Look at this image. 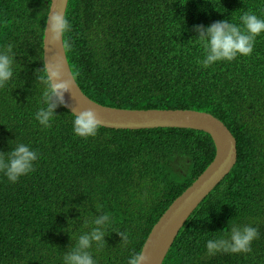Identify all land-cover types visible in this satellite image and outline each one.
Here are the masks:
<instances>
[{"label": "trees", "instance_id": "trees-1", "mask_svg": "<svg viewBox=\"0 0 264 264\" xmlns=\"http://www.w3.org/2000/svg\"><path fill=\"white\" fill-rule=\"evenodd\" d=\"M50 0H0V47L11 44L13 76L0 87V153L23 142L33 170L0 174V264H62L84 221L107 213L96 264H126L158 218L214 157L210 137L183 128L72 133L73 115L56 98L50 126L43 107L42 38ZM264 19V0H68L62 35L75 82L89 99L122 109H192L219 119L236 140L228 175L199 203L161 264H264V33L247 56L197 63L194 25L242 12ZM233 223L257 236L248 252L207 254L205 241ZM121 233L127 235L123 241Z\"/></svg>", "mask_w": 264, "mask_h": 264}, {"label": "clouds", "instance_id": "clouds-1", "mask_svg": "<svg viewBox=\"0 0 264 264\" xmlns=\"http://www.w3.org/2000/svg\"><path fill=\"white\" fill-rule=\"evenodd\" d=\"M48 26L53 41L62 37L69 28L67 21L57 14L50 16ZM194 28L198 33L196 36L197 43L203 53L202 58L198 59L197 63L207 68L217 61H231L238 55H249L256 36L264 33V19L254 12L245 11L239 15L237 23L221 19L206 26L194 25ZM63 46L67 47L68 43L65 41ZM10 49V43L0 47V87L10 81L13 76V60L9 54ZM43 69L41 76L46 84V89L42 94L44 106L38 108L33 116L39 125L47 128L54 116L53 109L56 107L54 98L62 96L68 85L67 81L60 79V65L58 63L43 67ZM98 124L94 111L85 109L73 114L71 130L77 137H91L96 135ZM37 157L36 150L26 143L18 142L7 151L6 155L0 153V174L8 182L14 183L19 177L27 175L33 170ZM110 222L107 213L92 219L91 226L88 225L87 221H84V226L88 230L79 232L75 237L74 244L62 255V264H96V260L89 249L93 244L98 248L103 245L104 229ZM121 235L123 241L127 242V235L124 233ZM256 236L257 230L254 226L233 223L227 235L207 239L205 251L209 255L218 251L248 252L250 251V243ZM144 260L146 257L141 252H134L127 258L126 264H141V261Z\"/></svg>", "mask_w": 264, "mask_h": 264}, {"label": "water", "instance_id": "water-1", "mask_svg": "<svg viewBox=\"0 0 264 264\" xmlns=\"http://www.w3.org/2000/svg\"><path fill=\"white\" fill-rule=\"evenodd\" d=\"M68 0H50L42 38L43 67L60 65V79L67 89L56 97L70 114L92 109L98 126L111 129L183 128L202 131L214 146V157L196 179L178 195L148 233L140 252L141 264H161L178 231L199 203L228 175L237 159L236 140L228 128L210 113L192 109H122L104 106L89 99L71 74L63 38L53 41L48 19L52 14L64 18ZM56 82V81H53Z\"/></svg>", "mask_w": 264, "mask_h": 264}]
</instances>
